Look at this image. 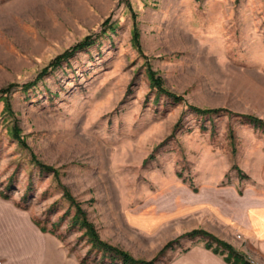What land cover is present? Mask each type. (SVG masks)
<instances>
[{"label":"rangeland","instance_id":"obj_1","mask_svg":"<svg viewBox=\"0 0 264 264\" xmlns=\"http://www.w3.org/2000/svg\"><path fill=\"white\" fill-rule=\"evenodd\" d=\"M107 17L113 29L103 32ZM86 35L91 46L22 87ZM147 63L183 101L150 87ZM11 83L12 112L0 94V198L28 210L80 264L110 257L70 223L75 207L32 153L103 240L155 264L186 250L183 239L205 245L206 235L185 236L194 229L228 242L212 229L227 224L230 195L264 193V131L240 115L264 120V0H0V89ZM233 237L250 264H264L246 237Z\"/></svg>","mask_w":264,"mask_h":264},{"label":"crops","instance_id":"obj_2","mask_svg":"<svg viewBox=\"0 0 264 264\" xmlns=\"http://www.w3.org/2000/svg\"><path fill=\"white\" fill-rule=\"evenodd\" d=\"M232 201L224 212L226 225L213 232L236 247L234 233H241L264 259V193L253 191ZM186 250H169L167 264H230L223 256L206 248L200 237L179 242ZM237 250V249H236ZM0 264H80L68 254L55 234L42 231L31 213L0 198ZM256 264H259L256 262Z\"/></svg>","mask_w":264,"mask_h":264},{"label":"trees","instance_id":"obj_3","mask_svg":"<svg viewBox=\"0 0 264 264\" xmlns=\"http://www.w3.org/2000/svg\"><path fill=\"white\" fill-rule=\"evenodd\" d=\"M110 17H107L103 23L102 28L103 32L106 31V26L108 28H112L113 26L110 23ZM132 42L133 44L140 50V42H139V30L137 28V21H136V14L132 11ZM95 38L92 35H86L81 40L70 46L69 48L65 49L63 52L56 55L47 65H45L34 81L24 83L22 85L23 88H28L35 84V82L39 79H42L46 74L52 72L56 67L60 66L63 61H67L70 57H72L77 51H81L86 49L87 47L91 46L94 43ZM147 76L149 79V85L151 88L156 89L159 93H164L167 96H170L174 101H183L184 97L181 94L174 93L167 89L164 86L162 78L152 69V67L147 63L146 65ZM16 85V84H15ZM14 83L7 85L0 89L1 98L4 99V106L7 112H12L11 110V103L9 98V93L11 92ZM188 108L192 111H195L200 114H212L219 111L224 110L223 108L219 107H199L193 104H187ZM245 116V118L254 125V127L262 128L264 131V120L256 115L253 114H240ZM12 135H14L19 142L25 144L24 138L20 135V129L14 124L12 127ZM32 159L35 163H37L41 170L44 171H51L56 174V180L58 185L63 189L62 197L69 202L70 206L75 207V213L71 217V224H78L79 228L83 229L82 235H84L90 243V248L97 249L101 251L102 255H107L110 257V261L108 264H116L115 260L118 259L120 262L118 264H155L156 257L153 259H137L134 258L128 251L110 244L106 240H103L95 225L87 218L85 211L82 209L80 202L77 201L71 192L61 183L60 179L58 178V174L56 173L55 169L51 166L46 165L39 161L36 156L32 153ZM2 197L7 198L6 194H1ZM66 210L64 214L67 212ZM42 231H47L44 226H40L37 221H34ZM52 232V231H50ZM53 233V232H52ZM206 235L208 237V241L205 242V246L207 248H211L214 252L220 253L223 255V258L226 262L230 264H250L249 261L242 256L236 249L230 245L228 242L219 239L212 233L203 230V229H194L185 234V236H195V235ZM175 240H171L167 242L159 251L158 255L163 253L167 248H170ZM212 243H215V247L212 246ZM226 251V252H225ZM80 262H84V259H81Z\"/></svg>","mask_w":264,"mask_h":264}]
</instances>
